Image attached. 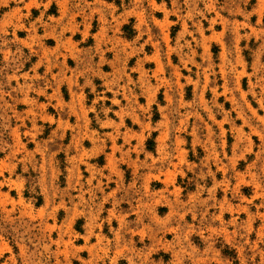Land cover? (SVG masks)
Returning a JSON list of instances; mask_svg holds the SVG:
<instances>
[{"label":"rangeland","instance_id":"1","mask_svg":"<svg viewBox=\"0 0 264 264\" xmlns=\"http://www.w3.org/2000/svg\"><path fill=\"white\" fill-rule=\"evenodd\" d=\"M0 264H264V0H0Z\"/></svg>","mask_w":264,"mask_h":264}]
</instances>
